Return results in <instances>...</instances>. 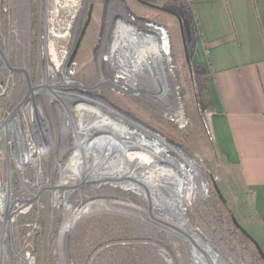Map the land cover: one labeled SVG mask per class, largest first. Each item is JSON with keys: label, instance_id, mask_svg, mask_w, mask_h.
I'll list each match as a JSON object with an SVG mask.
<instances>
[{"label": "rangeland", "instance_id": "obj_1", "mask_svg": "<svg viewBox=\"0 0 264 264\" xmlns=\"http://www.w3.org/2000/svg\"><path fill=\"white\" fill-rule=\"evenodd\" d=\"M142 1L173 13L151 8L138 0H113L107 5L103 4V0H85L87 5L81 14L79 35L83 30L84 33L74 57L72 78L67 79L70 83L62 85L63 76L57 83H51L58 87L61 97L69 100L72 98L68 96L69 93L82 90L79 94L94 99L95 103L106 101L115 105L125 112L128 124V119H137L167 138L171 148L182 149L181 155L177 152V156L174 152L175 157H172L169 146L165 148L167 155L160 151L148 154L145 150L134 149L149 158L152 161L150 163L122 149L119 144H122L124 138L118 136L116 138L119 141H111V147L97 142L72 150V154L76 151V158L78 154L83 157V164H89L88 169L92 173L87 182L74 177L75 169L70 163L69 152L63 154L60 161L47 164L46 168L41 167L43 174L39 176L32 169L28 173L30 182L25 187L19 180L22 170L12 164L10 169L14 181L10 184L11 195L21 202L15 204L14 209L20 212L16 215L13 211L12 214L16 216L11 228L7 226L6 238L14 239L15 248L28 261L16 254L10 242L1 240L0 231V264H103L104 258L110 257L116 262L126 252L131 253L134 260L128 259L123 264H264L254 244L232 228L231 214L264 250V231L253 227L256 216L252 198L238 189L231 171L214 147L209 128L211 112H207L211 103L206 99L208 94H204L208 91L206 83L188 68L187 54L189 56L191 48L188 37L191 26L189 5ZM44 11V0H0V118L6 117L24 100L26 94L32 95V92L35 93L33 96L41 100L48 98V121L51 122V116L56 118V111L49 104L54 98L51 90L39 88L45 81V68L38 66V59L44 53ZM129 13L136 16V19L141 17L166 27L170 34L167 36V52L172 53L174 59L176 81L170 83H174L177 93L174 97L177 98V109L172 112L175 118L167 117L166 112L162 113L160 109L173 108L170 96L147 102L137 96L138 92L119 94L111 83H102L104 66L99 65L97 58L106 26L108 23L113 27L116 24L121 26L119 22L113 25V21ZM144 26L151 29L149 37L151 32L159 35L163 32L160 28L156 29V25ZM109 38L111 34L107 38L108 42ZM62 45L64 43H52L50 57L57 58ZM188 59L190 62V56ZM136 61L142 65L147 60L142 55ZM124 77L125 81L129 80V74H124ZM72 84L87 88L97 86V91L70 86ZM79 107L76 106L72 111H76L80 117H89ZM100 111L103 113H97L99 122L110 118L101 108ZM179 112L181 117L184 115L182 118L177 117ZM171 119H177L179 123L175 124ZM113 121L110 119L109 123ZM181 123L185 125L183 128L179 127ZM105 133L100 131L99 134ZM132 139L138 147L145 146L142 144L144 141L137 136ZM82 147L87 148L84 153ZM102 154L108 155L110 164H106L107 168L117 166L109 169L105 179L104 174L97 173L100 167L95 164L99 162L97 158H102ZM177 161L188 168H194L192 172L186 173L192 177L191 181L178 171L180 164ZM7 169L8 162L5 161L4 171ZM202 181L208 184V196L197 198L195 203L188 206L184 215L181 214V204L192 199L194 193L200 192L197 188L202 187ZM214 182L225 203L217 194ZM1 191H7L4 184ZM24 200H29L31 206L21 211ZM82 206H89L87 214L77 223L72 234L68 235L69 222L82 212ZM1 209L4 214L7 206L3 205ZM177 227H184L185 231ZM2 248H5L7 255L2 252Z\"/></svg>", "mask_w": 264, "mask_h": 264}, {"label": "crops", "instance_id": "obj_2", "mask_svg": "<svg viewBox=\"0 0 264 264\" xmlns=\"http://www.w3.org/2000/svg\"><path fill=\"white\" fill-rule=\"evenodd\" d=\"M153 1L189 5L188 68L206 83L214 146L238 189L252 198L253 227L262 232L264 0Z\"/></svg>", "mask_w": 264, "mask_h": 264}, {"label": "built area", "instance_id": "obj_3", "mask_svg": "<svg viewBox=\"0 0 264 264\" xmlns=\"http://www.w3.org/2000/svg\"><path fill=\"white\" fill-rule=\"evenodd\" d=\"M85 0H44V53L40 55L38 59V66L43 69H47L48 66L52 68L57 66L58 68H65L72 73V67L74 62L71 60L73 36L76 28V22L82 10L84 9ZM122 23V28L125 32H136L139 28L143 30L144 25H156L163 32L165 36L170 35L167 29L154 22L146 20L144 18L134 16L132 13L125 14L123 17H118L113 21V25L116 23ZM113 27V26H112ZM112 29V28H111ZM167 32V33H166ZM170 39V36H169ZM58 45L64 43L61 46V52L57 55V58H52L51 45ZM171 43V41H170ZM41 57L43 60L41 61ZM108 57V50L101 55L100 60H106ZM42 62V64H41ZM106 74V73H105ZM72 75V74H71ZM110 83L117 89L119 94L129 93L128 90L132 88L126 84L124 74L120 71L118 76L117 69L108 72ZM56 83V81H54ZM123 83V84H120ZM40 88V86H39ZM41 89V88H40ZM78 90V89H77ZM82 93V90H78ZM75 93V94H74ZM70 93V100H63L62 98L55 97L49 101L50 107L56 111L54 113L56 118L51 116V122L47 119V99L36 98L29 93L24 100L20 102L13 111H11L6 117L0 118V195L7 196L8 187L6 186L8 181L10 184L14 181V175L12 173L11 165L22 170L19 175L20 183L23 187L30 182L29 172L32 169L37 171L38 175L43 174L44 166L47 164H54L56 161H60L61 157L65 153L70 154V161L72 159V150L81 146H88L90 143H101L105 146L111 147V141L118 142L116 137L121 135H114L110 132L109 128H99L97 125V119L89 117H79L75 115L72 110L81 103L94 108H101L106 112V116L114 119L119 123L122 128L129 129L130 132L143 134L148 133L147 137H153V140H159L165 138L159 135L154 129L142 124L137 119H128L130 124L127 123L125 112L109 102H93V100H87V98H79L78 93ZM89 96L88 93H85ZM109 109H114L109 110ZM175 124L179 123V120H173ZM185 125L179 124V127L183 128ZM210 128V126H209ZM211 130V129H210ZM100 131H105V134H99ZM209 132V131H208ZM212 134V131H210ZM209 132V134H210ZM124 138L122 144H119L122 149L130 152L135 148H140L136 145L135 140L131 138ZM115 138V139H111ZM91 147V146H90ZM82 153L87 150L86 147H82ZM79 149L78 152L81 153ZM62 151H65L62 153ZM61 152V153H60ZM131 154V153H130ZM78 154L76 160L77 164L83 160V157ZM84 155V154H83ZM121 156V154H119ZM80 157V159L78 158ZM8 162V169L4 171V163ZM83 166H85L82 163ZM115 168L117 166H110L106 170ZM2 184L7 188L6 192H2ZM202 192L194 193L192 199L185 201L181 204L180 213L183 214L188 210V206L196 202L197 198L203 199L208 196L209 187L207 182L202 181ZM13 191V188H12ZM187 198V197H186ZM172 199V197H171ZM18 200V199H17ZM23 208L21 211L27 210L31 204L30 201L24 200ZM15 205V204H14ZM16 208V205H15ZM16 213L19 210L13 209ZM80 213V212H79ZM12 215V214H11ZM16 215L11 216V222L9 221L7 226H12ZM76 214L74 216H77ZM184 215V214H183Z\"/></svg>", "mask_w": 264, "mask_h": 264}, {"label": "bare ground", "instance_id": "obj_4", "mask_svg": "<svg viewBox=\"0 0 264 264\" xmlns=\"http://www.w3.org/2000/svg\"><path fill=\"white\" fill-rule=\"evenodd\" d=\"M122 6L124 7L123 9L125 10L124 4ZM120 8H118V9H120ZM81 14H80V16H81ZM80 16H79V18H80ZM111 28H112V31H111ZM157 28L159 29V27H156V29ZM140 29L141 28H139L136 32L127 33L123 30L122 24H121V26L120 25L118 26V24H116L114 27H112V25H110L109 23L107 24L106 29H105V33H104L105 34L104 39H103L101 47H100V54L101 55L108 50V57L106 58V60H103V61L99 60V65L101 67L104 66L103 70H102V72H103L102 73L103 74L102 75V78H103L102 83H108V82L110 83L108 72H111L113 69L114 70L117 69V73H118L117 77L120 76V71L123 74H129V80L128 81L124 80V81L126 82L128 87L132 88V90H130V89L128 90V92L130 91L129 92L130 94H133L134 92H138L137 94H139V95H137V96L143 97L147 102H152L153 100L156 101L159 97L161 99L165 98L166 96L171 97L170 100L173 103V108L167 109L165 107H162L160 109L162 110L161 111L162 113L166 112V115H168L167 117L172 118V117H174L172 112L176 111L178 104H177V98H174L175 95H177V93H175L176 88L174 86V83L173 84L170 83V82H175L176 80H175V76H174L175 68L173 66L174 65V59L172 57L173 54L170 52H167L168 37L164 35V32H161L160 35L156 34L154 32L153 33L151 32L152 35L149 37L151 29H149L147 27H145L143 30H140ZM110 31H111V33H110ZM109 34H111V38H109L110 40L108 42L107 38H108ZM146 38H148V40ZM142 55H144L146 57L147 61L144 62L142 65H138L136 60L139 56H142ZM28 71L29 70H27V72ZM71 74H72L71 71H69L65 68H58L57 66H54L52 68L51 66H48L47 69H45V81L42 82V84L39 86L41 88H44L45 90H51L53 95H54V93L56 94V95H54L55 97L62 98L63 100H69L68 98L61 97L59 95L58 87L54 83H51V81L52 82L56 81V83H57L58 81H60L61 76H63L64 83H62V85L66 86L67 83H70V82H68L67 79H68V77L70 79L72 78ZM45 83H47V84H45ZM52 84L54 87L51 86ZM120 84H123V83H120ZM62 85H60L61 86L60 88H62ZM70 86H77L78 87L80 85L72 84ZM80 87L85 88L86 90L90 89L91 92L97 91V86L93 87V88H87L84 86H80ZM167 93H170V94L167 95ZM63 95H65L64 91H63ZM68 96L71 97L70 93L68 94ZM78 97L83 98V99L85 98V97L81 96V94H79V93H78ZM87 100H91V98L90 99L87 98ZM92 100H94V99H92ZM78 106H80L81 111H83L84 114H88V116L90 118L98 119L97 113L98 112L103 113L102 111H100V108H94L92 106H88V104L85 105L84 103H81ZM182 109H183V107H182ZM72 112L75 115H78L75 113L76 111H72ZM179 115H177V117H181V112H179ZM78 116L80 117L81 115H78ZM183 116L184 115H182V117ZM110 119L112 120V118H109L108 120H103V122H99L97 120V122H98L97 125L100 127H107V128H109V130L111 132L117 133V134H119L125 138H131L132 139V138H135L137 136L138 139L144 141L142 144L145 145V146H143V145L139 146L140 149L145 150L146 152H148V154L157 153V151L162 152V154H164V155L168 154V151L165 150L166 146L170 147V143H169V140L167 138H162V139H159V140L154 142L152 139H150V138H153L152 136H150L149 138L145 137L148 135L147 132H145L143 134H140V133L135 134L133 132H130L128 128L123 129L122 128L123 126H121L116 121H113L114 123H109ZM170 149H172V154H173V155H171L172 157H175L174 152L177 154V156H179V154L181 155L180 152L183 151L182 149H176L173 147L172 148L170 147ZM75 152H73L72 159L70 161V163L72 164V166L75 169V171L73 172L74 173L73 175L77 179L84 180L87 182L88 180L91 179L89 177L90 176L89 174L92 173V171L89 172V170H90V169H88L89 164H84L85 166L82 165V163H84L85 161L84 162L80 161L79 164L74 162L76 160V157L74 156ZM102 155H101L102 158L101 157L97 158V160H99V162L101 164L99 162L95 163V164L98 165V167H100V169L97 171V173L98 174H100V173L104 174L103 177L105 179L109 170H107V171H104V170L107 169L106 164L109 165L110 163L107 160L108 155H104V154H102ZM150 158H152V157L150 156ZM192 161L196 162L194 159H192ZM92 165H91V168H92ZM101 182H103V181H101ZM8 184H9V186H8V192L9 193L7 194V196L0 195L1 240H5V242H10L11 243L10 245L12 246L14 251L16 250L15 251L16 254H19L23 260L28 261V258L25 257L24 255L20 254L19 251L15 248L14 239L12 237L10 239L6 238L7 237L6 236V230L8 228L7 223H9V221L11 222V219H12L11 216L13 215L12 214L13 209L15 208L14 204H16L20 201V200H16L15 197H12L10 181H8ZM3 205L7 206V210L4 214H2V209H1V206H3ZM8 206H9V211H8ZM88 207L85 208L82 206V208H81L82 212L79 213L75 217V219L71 218V220L69 222L68 235L72 234V232L74 231V229L77 226V223L83 219L85 214H87L86 212L88 211ZM10 210H11L12 215H10ZM177 229L182 231V232L185 231L184 227H177ZM1 246H3L2 242H1ZM2 252L5 255H7L5 248H2ZM0 263H2L1 256H0Z\"/></svg>", "mask_w": 264, "mask_h": 264}, {"label": "water", "instance_id": "obj_5", "mask_svg": "<svg viewBox=\"0 0 264 264\" xmlns=\"http://www.w3.org/2000/svg\"><path fill=\"white\" fill-rule=\"evenodd\" d=\"M87 1V0H86ZM124 1V0H123ZM140 3H142L143 5H146V6H149V7H151V8H155V9H161V10H164V11H168V12H171V13H173L172 11H170V10H168V9H165V8H162V7H160V6H157V5H155V4H153V3H150V2H146V1H142V0H138ZM86 5H87V2H85V5H84V9H83V11L82 12H84L85 11V7H86ZM82 17L80 16V18H79V20L77 21V30H76V32H75V35L73 36L74 38H73V45H72V49H71V51H72V54H71V59L73 60L74 59V57H75V55H76V52H77V50L79 49V47H80V40H81V35H83V33H84V30H83V32H81V34L79 35V29H80V27H81V19ZM188 54H187V60L189 61V59H188ZM100 58H101V54H99L98 55V58H97V62L99 63V60H100ZM214 187H215V190H216V192H217V194L219 195V197H220V199L223 201V203H225L226 201H225V199H224V197H223V195H222V193H221V191H220V189H219V187H218V185L214 182ZM231 218H232V221H233V224L245 235V236H247L251 241H252V243L254 244V246H255V248H256V250H257V252H258V254H259V256L261 257V259L263 260V262H264V250H263V248L261 247V245H260V243L238 222V220L236 219V217L233 215V214H231Z\"/></svg>", "mask_w": 264, "mask_h": 264}, {"label": "trees", "instance_id": "obj_6", "mask_svg": "<svg viewBox=\"0 0 264 264\" xmlns=\"http://www.w3.org/2000/svg\"><path fill=\"white\" fill-rule=\"evenodd\" d=\"M189 10V9H188ZM188 18H189V22L191 23V19H190V15L188 16ZM205 95L206 94H208V97L206 96V99L210 102V99H211V96H210V94H209V92L207 91V93H204ZM213 111V107H212V105L210 104V106L207 108V112L209 113V112H212ZM215 147V146H214ZM132 153H134L135 155H137L138 156V158H141V159H146V160H148L150 163H152V161L149 159V158H147L145 155H143L142 153H140V152H138V151H136V150H134V151H132ZM182 156H184V154H182ZM184 158H186V157H184ZM179 164H180V167L178 168V171L182 174V175H184V176H187L186 178L188 179V180H190L191 181V179H192V177L191 176H189V175H186V173H190V172H192V170H194V168H188V167H186V165H183L180 161H177ZM201 188L202 187H200V188H197L198 189V191H201L202 192V190H201ZM229 213H230V211H229ZM218 219H220V218H218ZM230 223H231V221H230ZM232 224H233V221H232ZM232 224H231V226H232ZM234 230H236L237 232H239L240 234H241V236H243V237H246L250 242H252L247 236H245L234 224H233V227H232ZM128 259H132V260H134L133 258H132V254L131 253H128V252H126V253H123V254H121L120 255V257H119V261H116V262H118V263H116L115 261H114V259H110V257H108V258H104V263L103 264H123V262H125V261H127ZM126 264H128V263H126Z\"/></svg>", "mask_w": 264, "mask_h": 264}, {"label": "flooded vegetation", "instance_id": "obj_7", "mask_svg": "<svg viewBox=\"0 0 264 264\" xmlns=\"http://www.w3.org/2000/svg\"><path fill=\"white\" fill-rule=\"evenodd\" d=\"M113 0H103V4L107 5L109 4L110 2H112ZM90 16L92 15V13L89 14ZM79 20V19H78ZM77 30V27L75 28V31H74V35H75V32ZM80 48V47H79ZM72 60V59H71ZM74 62V59L72 60Z\"/></svg>", "mask_w": 264, "mask_h": 264}]
</instances>
